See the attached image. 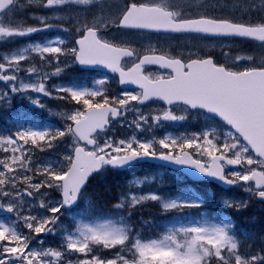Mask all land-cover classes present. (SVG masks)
Wrapping results in <instances>:
<instances>
[{"label": "snow or ice", "instance_id": "6c2138e0", "mask_svg": "<svg viewBox=\"0 0 264 264\" xmlns=\"http://www.w3.org/2000/svg\"><path fill=\"white\" fill-rule=\"evenodd\" d=\"M31 8L47 11L25 15ZM113 29L239 38L264 53V0H0V106L21 96L63 121L62 128L37 125L23 114L0 129V264H264V247L252 252L250 234L227 216L208 215L196 191L163 193L151 188L161 184L155 176L134 175L102 212L88 187L110 171L160 160L247 194L221 196L223 208L264 204V54L258 61L221 48L220 62L199 48L174 53L159 42L117 39ZM53 30L66 35L11 46ZM76 66L118 74L120 85L139 91L112 94L107 77L91 85L64 80ZM53 78L61 82L50 84ZM42 97L62 102V110ZM149 101L165 107L144 111ZM193 114L203 116L199 131L155 134ZM115 125L130 131L118 137ZM61 145L60 158L37 155ZM152 204L166 222L141 217L140 229L159 230L145 239L132 217ZM48 236L58 238L56 247Z\"/></svg>", "mask_w": 264, "mask_h": 264}, {"label": "trees", "instance_id": "16d2710c", "mask_svg": "<svg viewBox=\"0 0 264 264\" xmlns=\"http://www.w3.org/2000/svg\"><path fill=\"white\" fill-rule=\"evenodd\" d=\"M5 120V117L0 118V124L3 125V122ZM65 153V148L61 146L58 148L57 152L55 153L56 156L62 157V155ZM125 174L118 171H110L105 176L102 177H96L92 180L89 186V192L96 198L98 202H100L102 205H108V203H112L115 201V198L117 197L122 181H124ZM240 199H245V197H240ZM246 213L249 215L245 216V220L248 222L246 223L249 228V233L251 234V238L247 240H253L256 236L260 237V233L264 232V220L260 223H254L255 216H259L258 219H264V217H261V212L264 214V204L260 203L258 200H253L247 209H245ZM144 214L146 212L142 211ZM150 213H148L149 215ZM252 214V216L250 215ZM239 222L240 218L237 217ZM256 234V235H255ZM254 235V236H253Z\"/></svg>", "mask_w": 264, "mask_h": 264}, {"label": "rangeland", "instance_id": "374dc122", "mask_svg": "<svg viewBox=\"0 0 264 264\" xmlns=\"http://www.w3.org/2000/svg\"><path fill=\"white\" fill-rule=\"evenodd\" d=\"M120 2L122 3V1H120ZM88 18L91 19V15H90V14L88 15ZM133 40H134V39H133ZM154 109H155V107H154ZM194 117H196V118H198V117H202V118H203V116H201V115H194ZM37 155L40 156L41 159H47V158L51 157V155H44V154H42V153H38ZM51 195H52V194H51ZM53 198H55V197H53ZM79 212H80V211H78V212H76V213L79 214Z\"/></svg>", "mask_w": 264, "mask_h": 264}]
</instances>
